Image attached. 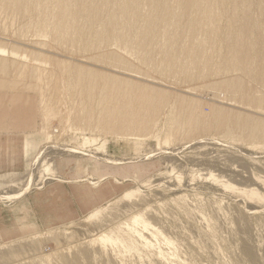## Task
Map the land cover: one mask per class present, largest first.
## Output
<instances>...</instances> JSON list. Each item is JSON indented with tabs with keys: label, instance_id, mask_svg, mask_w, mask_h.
<instances>
[{
	"label": "rangeland",
	"instance_id": "1",
	"mask_svg": "<svg viewBox=\"0 0 264 264\" xmlns=\"http://www.w3.org/2000/svg\"><path fill=\"white\" fill-rule=\"evenodd\" d=\"M70 2L73 4L75 1L73 0L72 2L70 0ZM77 4L79 3L77 2ZM30 5L32 12L27 13L29 15L34 13L36 17L38 16L37 12L45 7L41 4V9H38L35 13V9L40 7L33 4ZM76 5H73V7L75 6L77 9L80 4ZM33 6H35V9H33ZM146 8L148 9V7ZM147 9L144 12H147ZM29 15H26L25 19H23L22 15L20 17L17 15L13 20L9 18V20L5 21H3L5 15H0L3 16L0 19V45L6 48L5 53H0V58L2 59L0 61V92H10L13 93L12 95L22 92V94L17 95L19 97L17 103L21 104L23 102L34 108V113H26V115H33L32 117H34L37 114L35 119L32 120V128L20 130L13 127V120L10 115L14 109V106L11 105L13 104L12 97L7 101L11 102V104L7 105L9 115L0 124V195L6 194L7 196L11 194L9 195L10 198L7 196L9 198L7 201H5L8 199L7 197L6 199H0V264H24L25 260L32 261L33 259H35L33 260L34 262L36 261L35 263H38L40 254L56 252L57 249H61L63 246V250H61L64 252H61L70 258L75 257L82 249L85 252L88 251V253L92 252L96 257L92 261H90V255H81V258L84 257L82 259L84 264H220V260H232L239 263L245 261V264H264V246L261 249L255 246L257 237L264 241V207H259L258 211L261 213H252L253 215L250 218L246 217L244 208L250 205L249 201L243 202L236 193L225 190L221 183L206 178L207 174L213 171L214 174L223 176L225 180L238 187L253 188L264 194L263 186L253 183L249 176L252 172L264 176V149L259 148L257 144H255L258 146L257 148L251 147L252 144L249 139L241 140L236 137L231 139L223 137L216 132H210V134L203 136V139L201 138V142L207 144V147H201L198 144V140H193L190 144L186 143L185 140L169 141V145L164 146L163 144L166 142L164 136L168 125H162L163 128L160 126L162 128L160 134L153 133L139 139H129L126 142L125 139L116 137L113 134L91 131L87 125V129L82 125L83 127L81 126V129L77 130L79 125L74 123V121L70 123L61 122V113L64 109L70 106L71 103L77 104L80 99V96L75 92L76 86L68 82V77H65L62 72H71L70 68H72V75H77V73H81L80 71L78 72L77 68L80 64L108 71L101 68V66L90 64L99 63L91 58L97 49H84L82 46L83 42L79 41L82 44L78 43V41L73 42V39L76 40L77 38L73 31L67 35L68 42L55 40L56 34L53 31L49 33L35 32L32 26L30 28L31 31H29L28 28L30 26L27 27L26 22H30V19L33 20L32 18H35L33 14L31 15L32 18ZM226 15H224L223 23L227 19ZM27 18L28 20H26ZM7 21H12V23L6 24L8 23ZM203 36L201 34L199 37L202 38ZM69 37L72 38V42L69 41L71 40ZM28 38L33 42H28ZM201 38H198V43L199 40L202 41L203 38ZM132 43V46L134 44L136 46V42ZM156 45L161 46V44ZM158 46H156V49ZM112 48L118 49L130 63L134 61L133 64H135L137 60L136 65L139 64L140 66L142 60H140L138 55L136 56L129 50L128 52L126 50L127 54L119 46H112ZM14 51L17 54L25 55L27 58L22 59L19 55H12ZM131 53L132 56H135L132 57ZM79 55H82L81 57L87 62H80L75 59V57H80ZM86 56L92 60L88 57L86 59ZM26 59L36 60L43 66L52 69L54 72L53 78L48 79L46 84L37 86L35 82L37 78L34 77L35 80H33V77L19 75L17 66L20 61L23 62ZM141 65H143V62ZM153 69L142 68L143 71H149L150 74L152 72L153 74L151 75L162 77V79L164 77V82L167 85H157L158 88L169 90L172 94L180 92L168 87L169 85H172V87L174 85L175 87L180 75L175 78L173 74L175 79L169 73L167 74L168 77L165 76L166 74L161 76L162 72L159 70H157V73L160 74L155 73L157 74L155 75L154 72L156 71L154 70L156 69ZM209 73L206 72V77L203 75L205 80L213 77L212 73H210L209 77ZM207 77L208 79H206ZM167 78H171V81L174 79L176 83L171 82L169 79L168 81ZM180 78L178 80L179 83L182 82ZM200 82L203 83L202 81ZM179 83L178 86H181ZM202 85L206 86V84ZM202 85L199 84L198 86L197 84L196 88L199 89H195L196 91L194 92L199 94L200 98L205 102H214L211 99L213 92H210L208 86L206 88ZM43 87H45L44 90ZM20 88L23 90L19 91ZM200 90L203 91V94L200 93ZM41 91L46 92L47 98L53 104V100L56 98L55 104L43 103L39 108ZM180 93L182 94V92ZM222 94L221 96H223ZM59 100H62V102H59ZM204 109L207 112L208 106L204 105ZM15 113L17 115L22 114L20 109L15 111ZM62 128L65 129L63 130L64 135L59 136V132L56 133L54 129H59L61 132ZM84 136H94L97 140L94 145L93 143L83 145ZM209 139L212 141L209 142ZM215 141L221 142L220 144L222 145L229 143L232 148H229V151H218L219 143L217 144ZM102 142L105 143L103 145L104 149L96 150V148L100 147L99 145L103 144ZM97 144L98 147H95ZM187 144L188 146H186ZM50 145H55L54 148L56 150L54 148H52L53 150L51 148L50 150L47 149L50 154L46 153L47 155L44 154V157L47 162L52 163L51 167L55 170L54 173H43V176L53 175L54 179L48 180L46 183H40V185H33L32 189L29 188L26 193L14 199L17 190L19 189L18 192H20L24 188L30 173L32 176L34 174L33 178H35L37 174L39 175L42 172L41 166L38 162L35 163L34 160L40 154V151L42 152V150L46 149L45 147ZM159 145L161 146L159 147ZM184 146L187 148H184ZM63 147L78 148L81 154L65 155L61 149ZM221 147L223 148V146ZM80 149L85 150V152L80 151ZM158 149H164V152L160 151V155L157 154V156L155 155L156 157L136 159L142 154H147L153 150L157 151ZM86 152H88V155ZM106 153L112 154V156L114 155L117 158L122 157V159L128 157L127 160L132 159L134 162L112 165L104 164L94 157L95 155L103 156ZM258 156L262 158H256ZM237 169H239L238 172L240 173L238 176L231 172ZM180 173H182V179L179 181L176 176ZM102 177L104 179L97 184H92L89 179L96 180ZM141 181L143 183H140ZM160 184L163 186H159ZM135 188L138 189L137 199H139L140 195H143V208L145 206L150 207L157 212L156 216H153L156 218L153 222L162 231L156 237L149 234H145V236L150 241L156 240L160 244L163 243L161 241L163 238H168L171 242L168 248L170 251L175 252L169 257V261H161L163 259L159 258V255L137 233H124L119 230L120 237L118 235L115 240L114 238L107 240L105 237L100 239L103 233L107 231L109 233L123 222L132 220L134 216H139V214L132 211L127 215L123 213L124 209L131 208L130 203H133L136 197H133V200L128 199L130 203L127 200L118 202L113 210H109L100 219H97L98 221H90L86 218L92 212L106 207L109 204H106L108 201L121 197L123 193L131 191V189L136 190ZM177 192L179 193L177 194ZM179 195L188 196L189 198L186 197L189 199L187 201L190 202L189 204L193 202L192 205H196L197 201L198 203L199 201L202 202L201 206L203 204V209L205 207L207 209L205 211L208 214L213 212L215 209L213 207L222 205L224 215L222 211L221 213L213 212L211 214L212 218L203 219L202 217L193 216V220H187L182 214H179L174 206L167 204L170 199ZM198 196L203 200H198L200 199ZM221 214L223 216L227 214L226 217L233 221L231 222V224L233 223L232 226L230 224L232 228L226 227L224 221L226 218H223ZM172 215L177 218H172ZM170 216L173 220L170 219ZM171 221L175 222L172 223ZM175 224L178 225L176 226ZM182 225L186 227L184 228L188 230L187 232L190 233L191 231L193 236H197V231H200L202 234L199 232L201 235L197 236L198 238L201 237L199 239L204 237L202 235H206L207 240L204 244L208 247L215 242L214 247L216 249L207 248L205 245L203 251L205 249L206 251L203 252L202 248L199 249L195 244L193 246L192 243L194 242L192 240H195V238L193 237L190 240L192 238L191 235L187 240L188 233H183L185 229ZM90 242L96 243L93 245ZM71 243L73 244L71 245ZM78 243H81L80 248ZM74 246L78 248L76 249ZM210 252H212L211 255ZM213 252L216 253L214 254ZM15 253L18 256L14 257ZM220 253L224 256L223 258H221ZM212 255H214V258ZM216 259H220L219 262ZM58 263L54 261L53 264Z\"/></svg>",
	"mask_w": 264,
	"mask_h": 264
},
{
	"label": "bare ground",
	"instance_id": "2",
	"mask_svg": "<svg viewBox=\"0 0 264 264\" xmlns=\"http://www.w3.org/2000/svg\"><path fill=\"white\" fill-rule=\"evenodd\" d=\"M74 1L80 4H77L79 5L77 9L75 6L73 7L77 2L71 4L70 0H0V15H5L3 21L9 20V18L13 20L17 15L19 17L22 15L23 19H25L24 17L32 12L30 4L40 7L38 8L36 6V9L35 6H33L34 8L32 7L35 9V11L33 10L35 13L38 9H41V4H43L45 7L37 12V17L34 13L29 15L31 18L32 14L35 16V18H32L33 20L28 16L30 22L27 21L28 23L26 22V26H30L28 28L29 31H31L30 28L32 27L35 29V32L49 33L53 31L56 34L55 40L59 42H68L67 35L73 31L74 34H76L75 36H77L76 40L73 39V42H83L82 46L84 49H97L91 58L100 64H90L93 66H101V68H104L108 72L92 67L90 68L84 64L78 65V72L80 71L81 73H77V75H72V68H70L71 72H62L65 77H68V82L76 86L75 92L80 96V99L77 104L71 103L70 106L64 109L61 113V122L70 123L74 121V123L79 125L77 130L81 129L82 125L87 129V125L91 131L113 134L116 137L125 139L126 142L129 139H139L153 133L160 134L163 128L162 125H168L166 135L164 136L166 141L165 144H163L164 146L169 145V141L185 140L186 143L190 144L193 140H198V144H200L201 147H207V144L201 142V138L210 134V132H216L223 137L231 139L235 137L241 140L249 139L251 140V147L254 146L257 148L259 146V148L264 149V0ZM145 6L148 7V9ZM220 6L222 9H220ZM145 9H147V12H144ZM224 15L227 16V19L223 23L225 19ZM1 17L3 16H0V19ZM26 20H28V18ZM7 22L8 23H5H12V21ZM142 27H145V29L143 30ZM201 34L205 36H203L204 38L202 37L203 39L199 37ZM198 38L202 39V41L199 40V43L197 42ZM69 41L72 42V38ZM28 42L33 41L28 38ZM131 42H136V46L135 44L132 46L133 43L131 44ZM155 44H161V46L156 45L159 47L156 49ZM112 46H119L121 49L125 50V52L129 50L136 54V56L138 55L145 66L143 67V65H141V61L140 66L139 64L136 65L137 60L135 64H133L134 61L130 63L118 49H114ZM5 52L6 48L0 45V53ZM12 55H19L22 59L27 58L23 54H17L16 51H14ZM81 56L75 57V59L80 62H87ZM87 57L88 56H86V59L90 58ZM1 60L0 58V61ZM145 67L156 69H153L156 71L154 74L159 70L162 72L161 76L166 74L165 76L168 77L167 74L169 73L170 75L174 74L175 78H177L176 76L180 75V80L184 83H179L178 77L176 82H178L179 85L181 84V86H178L177 83L176 86L178 87H174V85L173 87L172 85L168 87L174 88L177 92H182V94L180 92H178L180 94L175 92L172 94L169 90L158 88L157 85H167L164 82V77L163 79L160 77V79L157 76L151 75L153 74L152 72L150 74L149 71H143L142 68ZM17 68L19 75L33 77V80H35L34 77L37 78L35 81L37 86L46 84L47 80L52 79L54 74L52 69L43 66L36 62V60L26 59V61H20ZM206 72L212 73L213 77L209 80H205L204 76L206 77ZM210 73L208 75L209 77ZM157 74L159 75L160 73ZM168 79L170 80L171 78H167V80ZM174 79L170 81L175 82ZM206 79H208V77ZM198 80L203 83H199ZM197 84L198 86L199 84H206V86L209 87L210 92H213L211 99L214 102L207 103L200 98L199 94L194 92L196 91L195 89H199L196 88ZM44 88L45 87H43V90ZM21 90L23 89L20 88L19 91ZM200 91V93L203 94V91ZM19 94H22V92H17L13 95V111H18L20 109L23 113H34L35 111L32 106L26 105L23 102H21V104L17 103V101H19L17 95ZM221 94L223 96H221ZM53 101L55 104L56 98ZM59 102H62V100H59ZM43 103L54 105L47 98L46 92L41 91V100L39 99L38 104L39 108ZM204 105L208 106V110L206 109L207 112L204 111ZM63 130L65 129L62 128L60 132L59 129H54L56 133L59 132V136L63 134ZM86 136H84L83 145L88 143H93L94 145L97 138L94 136ZM204 140L206 141V139ZM211 141L209 139V142ZM218 143L219 142H217V144ZM220 143L217 147L218 151H229L228 149L232 148L229 143L227 145H225L226 143L224 145ZM104 144L105 143L99 145L100 147L96 148V150L104 149ZM160 146L161 145H159V147ZM186 146H188V144ZM186 146H184V148ZM220 146H223V148H220ZM54 147L55 145H50L49 147H45L46 149L42 150V152L40 151V154L34 161L35 163H39L42 172H40L39 175L37 174L35 178H33L34 174L32 176L30 173L27 182L25 181L24 188H22V184V190L18 192V189V193L16 192L15 195L13 194L14 199L26 193L29 188L32 189L33 185H40V183H46V181L54 179L53 175H46L48 177L43 176V173H54L55 169L51 167L52 163L50 164L47 162L44 157V154L49 153L50 148L52 149ZM65 147L61 148L65 155H75L74 153L81 154L78 146L76 149H74L75 146L74 148ZM95 147H98V144ZM54 149L56 150V148ZM81 150L82 149H80V151ZM163 150H153L147 154L140 155L136 159L154 157ZM82 151L85 152V150ZM86 153L88 155V152ZM94 157L104 164L121 165L134 162L132 159L127 160V156V158L122 159V157L117 158L107 153L106 155L103 154V156L95 155ZM256 158L261 159L262 157L258 156ZM239 169L231 172L238 176L240 174L238 172ZM181 174L182 173L177 174L176 176L179 181L182 179ZM249 176L253 180V183L260 184V186L264 188V176L256 172H252ZM206 178L221 183L225 190L236 193L243 202L249 201L250 205L244 208V214L247 215L246 217L250 218L251 215L255 213H261L258 209L259 207H264V194L262 192L253 188L238 187L228 182V180H225L223 176L214 174L213 171H210ZM89 179L92 184L100 182L98 179ZM140 183L143 182L141 181ZM159 186L163 185L160 184ZM168 187L172 188L174 186ZM135 189L136 190L131 189V191H126L121 197L111 201L106 207L92 212L86 218L90 221L100 219L109 210H113L118 202H122L123 200L125 202L126 200L128 201V199L133 200V197H136L133 203L128 201L131 208L124 209L123 213L127 215L132 211L133 213L139 214V216H134L132 220L123 222L109 233L108 231L103 233L100 239L105 237L107 240L111 238L115 240L118 235L120 237V233H118L119 230L124 233H137L144 239L145 243L159 255V258L161 257L163 260L157 259L169 261V257L175 254V252L169 250L168 246H170L171 242L168 238H163V240H161L163 243L160 244L156 242V240L150 241L145 236V234H149L150 236L156 237L162 231H160L159 227H156L153 222L156 220L153 216H156L157 212L150 207L145 206L143 208V195H140L139 199H137L138 189ZM178 193L179 192H177V194ZM9 195L11 194L7 196L9 197ZM7 196L6 194L0 195V199H6ZM186 197L189 198L185 195H179L176 198L170 199L167 204H170L169 206L172 207L174 206L179 214H182L187 220H193V216L202 217L203 219L212 218L211 214H213V212L221 213L222 211V214L224 213V209L221 207L222 205L216 206L215 204L216 207H213L215 211L212 209L213 212L208 214V212L205 211L207 209L205 207L203 209V204L201 206L202 202L199 201V204L196 200L197 204L192 205L193 202L189 204L190 202L187 201L189 199ZM9 198L5 201L9 200ZM199 198L200 199H196H202L201 197ZM223 215L222 217L226 218L224 220L226 227H231L233 224H231V222L233 221L226 217L227 214H225V216ZM172 218L176 219L177 217L173 216ZM172 218L170 216L171 220H173ZM256 224L258 225V223ZM187 231V229L183 231V233H188L187 240L192 235L190 240L193 239V237L195 238V240H192L194 242L192 245L194 246L195 244L199 249L202 248L203 251V249L207 247V245L204 244L207 240V236L202 235L204 237L199 239L201 237L198 238L197 236L202 234L200 231L196 230L198 232L197 236H193L191 231L190 233ZM255 241L256 247L261 249V247L264 246L263 239H258L257 237ZM73 243H71V245ZM95 243L96 242H90V244L93 245ZM214 243L215 242L208 247L215 248ZM63 247H61L62 250ZM74 247L76 249L78 248L76 246ZM61 249H57L56 252L50 254H40V256H38L39 260L37 259L38 263H35L36 261L34 262L33 260L35 259H33L32 261L25 260L24 264H46L47 262L48 264H53L54 261L59 262L58 264H84V261L82 262L84 257L81 258V255H90V261L96 258L92 252H85L84 249L75 257L70 258L68 255L65 256L62 253L64 251ZM208 250L213 251L212 249ZM204 251H206V249ZM211 253L212 252H210V255ZM221 253L220 255L222 256ZM218 255L219 254H217V256ZM13 256L16 257L18 255L15 253ZM213 256L214 255H212V257ZM223 257L224 256L221 258ZM220 259L216 260L219 262ZM220 264H245V261L239 263L232 260H220Z\"/></svg>",
	"mask_w": 264,
	"mask_h": 264
},
{
	"label": "crops",
	"instance_id": "3",
	"mask_svg": "<svg viewBox=\"0 0 264 264\" xmlns=\"http://www.w3.org/2000/svg\"><path fill=\"white\" fill-rule=\"evenodd\" d=\"M12 94L13 93H10V92H0V124H1L2 120L9 115L8 114L7 105L11 104V102H7V101L10 100L13 97ZM33 106H35V105H33ZM10 115H11V118L13 120V127L17 128V129H20V130H25V129L32 128V124H31L33 122L32 120L35 119V117L37 116V114H35V116L32 117L33 115L29 116V115H26V113H23V112H22V114L17 115L15 113V111H12V113ZM103 179H104L103 177L102 178H98V180H100V181L103 180ZM110 202L111 201H108L106 204H108Z\"/></svg>",
	"mask_w": 264,
	"mask_h": 264
}]
</instances>
